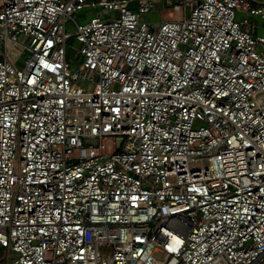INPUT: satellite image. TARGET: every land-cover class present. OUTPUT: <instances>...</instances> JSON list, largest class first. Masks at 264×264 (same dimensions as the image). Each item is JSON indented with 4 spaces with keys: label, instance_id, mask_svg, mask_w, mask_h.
Segmentation results:
<instances>
[{
    "label": "built area",
    "instance_id": "2783aa9c",
    "mask_svg": "<svg viewBox=\"0 0 264 264\" xmlns=\"http://www.w3.org/2000/svg\"><path fill=\"white\" fill-rule=\"evenodd\" d=\"M258 22L264 0H0V262L264 264Z\"/></svg>",
    "mask_w": 264,
    "mask_h": 264
},
{
    "label": "rangeland",
    "instance_id": "374dc122",
    "mask_svg": "<svg viewBox=\"0 0 264 264\" xmlns=\"http://www.w3.org/2000/svg\"><path fill=\"white\" fill-rule=\"evenodd\" d=\"M191 10V8H189V9H186V11H190ZM91 14H92V12H91ZM169 12H168V10H164L163 12H161V14H160V16H158V14H153V15H151V16H148V20H151V21H155V22H161V19L162 20H164V21H168V20H177L178 19V17H180L181 19H183L184 18V15H185V10H182L180 13H174V18H171L170 16H169ZM82 15H84V17H82V16H79V15H77V14H75L74 15V18H76V19H78V21H80V22H84L85 20H86V18L90 15V14H88V13H86V12H84V13H82ZM93 15V14H92ZM240 15H241V13H240ZM86 16V17H85ZM261 34V33H260ZM263 36V35H262ZM80 46L81 45H79L78 46V49L80 48ZM72 51L73 50H70L69 49V55H72ZM80 62H81V57L78 55H76L74 58H71V66L72 67H77L79 64H80ZM6 254H7V252H6V250H4V249H2V250H0V257L3 259V261L5 260V258H6ZM0 262V264H5L4 262Z\"/></svg>",
    "mask_w": 264,
    "mask_h": 264
},
{
    "label": "crops",
    "instance_id": "0c3cea01",
    "mask_svg": "<svg viewBox=\"0 0 264 264\" xmlns=\"http://www.w3.org/2000/svg\"><path fill=\"white\" fill-rule=\"evenodd\" d=\"M259 24V27H258V30H257V33L260 34V35H264V23L263 22H258Z\"/></svg>",
    "mask_w": 264,
    "mask_h": 264
}]
</instances>
